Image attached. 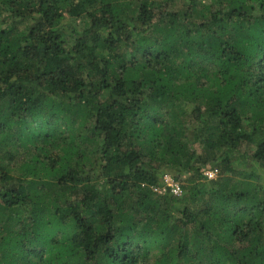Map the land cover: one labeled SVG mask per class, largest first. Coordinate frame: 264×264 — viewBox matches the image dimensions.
Here are the masks:
<instances>
[{
  "label": "trees",
  "instance_id": "16d2710c",
  "mask_svg": "<svg viewBox=\"0 0 264 264\" xmlns=\"http://www.w3.org/2000/svg\"><path fill=\"white\" fill-rule=\"evenodd\" d=\"M177 1L0 0V264H264V0Z\"/></svg>",
  "mask_w": 264,
  "mask_h": 264
},
{
  "label": "rangeland",
  "instance_id": "374dc122",
  "mask_svg": "<svg viewBox=\"0 0 264 264\" xmlns=\"http://www.w3.org/2000/svg\"><path fill=\"white\" fill-rule=\"evenodd\" d=\"M183 5V0H178L177 1V7H181ZM2 16V14H1ZM65 21H67V23L64 25L63 27V32L66 34L68 40L70 41V43H73V40H75L76 35L74 34V32L72 30H77L78 32L82 29V20H69L67 18V14H65ZM254 150V146H249V145H242L240 148H238V151L235 153H232V155H235L233 158H235L236 156L239 157V161L241 160H245L244 162H247V160H250V155L253 153ZM252 166H254V169L257 171L258 175H259V182H261L264 185V168L260 167L258 165V163L252 161ZM217 168L219 170V174H221V169L219 167H214ZM208 169V168H206ZM168 174H171L174 176V174L176 175L177 172H168ZM236 177H240L239 173L235 174ZM181 180H179L182 184L184 183V177L180 178Z\"/></svg>",
  "mask_w": 264,
  "mask_h": 264
},
{
  "label": "built area",
  "instance_id": "2783aa9c",
  "mask_svg": "<svg viewBox=\"0 0 264 264\" xmlns=\"http://www.w3.org/2000/svg\"><path fill=\"white\" fill-rule=\"evenodd\" d=\"M204 175L207 179H216L219 176V170L217 168H209L204 171ZM158 194L172 193L175 196L183 194V187L179 181L171 174H164L162 177V184L153 188Z\"/></svg>",
  "mask_w": 264,
  "mask_h": 264
}]
</instances>
